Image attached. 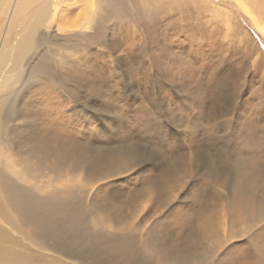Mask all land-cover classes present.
I'll return each mask as SVG.
<instances>
[{
    "label": "rangeland",
    "instance_id": "obj_1",
    "mask_svg": "<svg viewBox=\"0 0 264 264\" xmlns=\"http://www.w3.org/2000/svg\"><path fill=\"white\" fill-rule=\"evenodd\" d=\"M205 1L122 0L102 18L93 0H60L35 43L21 39L0 85L8 102L33 78L3 110L32 177L5 191L19 254L6 262L264 264V0H241L263 32ZM24 196L36 209L16 215Z\"/></svg>",
    "mask_w": 264,
    "mask_h": 264
},
{
    "label": "bare ground",
    "instance_id": "obj_2",
    "mask_svg": "<svg viewBox=\"0 0 264 264\" xmlns=\"http://www.w3.org/2000/svg\"><path fill=\"white\" fill-rule=\"evenodd\" d=\"M7 1L10 2V0H7ZM37 1L38 0H11L10 5L7 7L6 24H5L7 31L5 32V37H2L1 39L2 41L4 40V44L2 45V48L0 49V80H3V78H8L11 75V73L17 69L18 59L22 55V52H23L22 40L26 41L28 45L31 47L35 43V34L37 33L39 27L47 26L49 19L51 17V14H56L58 7L60 5V0H52V2L47 1L46 4L42 5L41 8L34 15H32V10L35 8V4ZM121 1L122 0H93V2L96 4V16L98 17L101 16L102 18H104V13H106L108 9L109 11H113L117 13L118 7ZM217 1L218 0H216V2ZM223 2L225 6H232L234 9V12H236L235 11L236 9L242 10L241 12L242 14L236 13L234 15L241 16V19L243 20H245V18L248 19L249 22L255 25V27L259 31L263 32V29L261 28L262 25L261 24L259 25V22L254 18L255 13H253L251 9L248 10L246 8V5L245 7H243L244 2H242L243 5L241 4V0H223ZM2 3H3V0H0V7L2 6ZM109 4H112V6H110ZM247 7L249 8L248 5ZM209 12H213V11H209ZM217 13L218 12H216V14ZM219 14H220V11H219ZM220 21H222V19ZM46 36H48V34L44 35L45 38ZM109 60H112V57ZM45 69H46L45 67L41 66V69H40L41 73H46ZM29 76L35 77V69L32 72V74H30ZM26 80L27 79L23 80L22 84L17 89L16 96L13 98L14 100H17L18 98L21 97L24 91L23 85L25 84ZM28 81L33 82V78H29L27 82ZM2 89H3V86L0 85V214L4 216L6 213L4 203L7 197L5 194V191L9 194H12L15 192H19L20 189L28 188L26 184L27 182L26 180L32 177L31 175L32 173H30L27 169L32 167L30 163L33 161H30V157L33 158V156L31 153V147H29V143L27 144V149L25 151H22L20 148L13 147L14 142H16L17 140L15 141V138L12 139L15 132H13L12 128L9 126V122L11 121V118H9L8 114L3 113L5 105L8 102L10 103L13 99L7 102V99L2 97V94H1ZM14 104L15 102L12 103V105ZM7 138H9V140H7ZM254 160L255 159H246V161L243 160L242 170L244 172L249 169L257 170L260 165L258 162ZM22 167H25L27 169L22 168ZM6 179H11L13 183L16 182L20 186L14 185L15 186L14 187L10 184L6 188L5 187ZM16 199L19 200V202L16 205L12 206L11 208L12 212L16 215L20 214L19 211L23 213L27 212L31 208V205L33 209L35 208V202L27 201L26 200L27 198L25 196L21 198L17 197ZM21 199L22 201H20ZM42 207L43 206L41 205L39 208H42ZM67 207L68 206H62V208H67ZM100 225L102 224L99 221V217L95 215L90 221V226H92L93 228H96ZM205 239L210 240L212 238L211 236H206ZM10 242H12V237L10 233L7 230L0 227V259H2V261L5 264H10L9 262H6L7 260H9L8 258H13L15 256L19 257L18 256L19 254H17L14 249H11L9 246H7L8 243Z\"/></svg>",
    "mask_w": 264,
    "mask_h": 264
},
{
    "label": "snow or ice",
    "instance_id": "obj_3",
    "mask_svg": "<svg viewBox=\"0 0 264 264\" xmlns=\"http://www.w3.org/2000/svg\"><path fill=\"white\" fill-rule=\"evenodd\" d=\"M241 246H244V245H241Z\"/></svg>",
    "mask_w": 264,
    "mask_h": 264
}]
</instances>
